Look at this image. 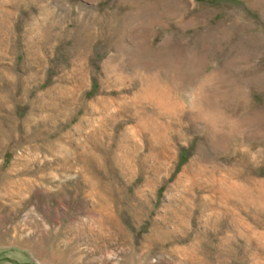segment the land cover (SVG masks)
I'll use <instances>...</instances> for the list:
<instances>
[{"label":"rangeland","instance_id":"rangeland-1","mask_svg":"<svg viewBox=\"0 0 264 264\" xmlns=\"http://www.w3.org/2000/svg\"><path fill=\"white\" fill-rule=\"evenodd\" d=\"M0 264H264V0H0Z\"/></svg>","mask_w":264,"mask_h":264}]
</instances>
